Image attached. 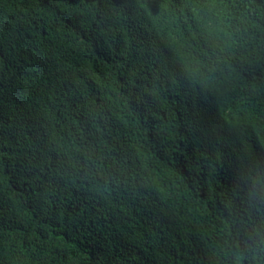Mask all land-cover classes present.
I'll use <instances>...</instances> for the list:
<instances>
[{
  "label": "trees",
  "instance_id": "1",
  "mask_svg": "<svg viewBox=\"0 0 264 264\" xmlns=\"http://www.w3.org/2000/svg\"><path fill=\"white\" fill-rule=\"evenodd\" d=\"M0 264H264V0H0Z\"/></svg>",
  "mask_w": 264,
  "mask_h": 264
}]
</instances>
